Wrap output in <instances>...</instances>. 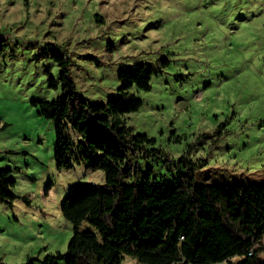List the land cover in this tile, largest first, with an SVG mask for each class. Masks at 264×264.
Segmentation results:
<instances>
[{
  "label": "rangeland",
  "instance_id": "374dc122",
  "mask_svg": "<svg viewBox=\"0 0 264 264\" xmlns=\"http://www.w3.org/2000/svg\"><path fill=\"white\" fill-rule=\"evenodd\" d=\"M52 51L65 54L77 92L93 102L115 98L119 67L161 66L150 89L130 88L142 104L125 114L164 152L139 159L157 179L182 172L188 150L207 159L197 181L264 180V0H0V167L11 168L16 194L11 206L0 202L4 263L44 264L66 251L63 198L77 182H103L82 163L57 167L54 123L32 104L60 92ZM122 262L137 264L128 254Z\"/></svg>",
  "mask_w": 264,
  "mask_h": 264
},
{
  "label": "trees",
  "instance_id": "16d2710c",
  "mask_svg": "<svg viewBox=\"0 0 264 264\" xmlns=\"http://www.w3.org/2000/svg\"><path fill=\"white\" fill-rule=\"evenodd\" d=\"M50 55L60 67V92L32 104L54 123L56 165L100 169L103 182H77L69 189L60 207L71 223L67 248L45 254L44 264H124L125 254L137 264H264V180L197 181L207 159L192 160L188 150L177 159L185 170L170 182L157 179L151 166L141 168L139 159L164 152L153 136L126 125L125 114L142 104L130 88L150 89L160 65L119 67L115 98L93 102L77 92L65 54ZM10 172L0 167V202L9 206L16 198ZM0 264H6L1 257Z\"/></svg>",
  "mask_w": 264,
  "mask_h": 264
},
{
  "label": "built area",
  "instance_id": "2783aa9c",
  "mask_svg": "<svg viewBox=\"0 0 264 264\" xmlns=\"http://www.w3.org/2000/svg\"><path fill=\"white\" fill-rule=\"evenodd\" d=\"M262 252H264V249H263V251Z\"/></svg>",
  "mask_w": 264,
  "mask_h": 264
}]
</instances>
